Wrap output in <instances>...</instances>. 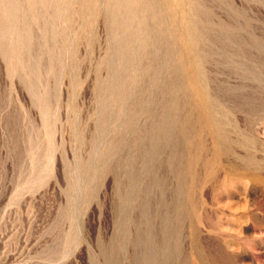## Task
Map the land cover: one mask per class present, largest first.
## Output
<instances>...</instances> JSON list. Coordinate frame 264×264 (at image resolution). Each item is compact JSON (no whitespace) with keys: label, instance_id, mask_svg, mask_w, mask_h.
<instances>
[{"label":"rangeland","instance_id":"374dc122","mask_svg":"<svg viewBox=\"0 0 264 264\" xmlns=\"http://www.w3.org/2000/svg\"><path fill=\"white\" fill-rule=\"evenodd\" d=\"M127 1L0 0V264H264V0H186L229 151Z\"/></svg>","mask_w":264,"mask_h":264},{"label":"bare ground","instance_id":"6f19581e","mask_svg":"<svg viewBox=\"0 0 264 264\" xmlns=\"http://www.w3.org/2000/svg\"><path fill=\"white\" fill-rule=\"evenodd\" d=\"M164 2L166 13L174 17L179 27L178 34L183 43L181 68L186 77V89L197 111V119L214 135L219 149L229 151L231 150L230 136L226 129H220L217 125L218 119L214 115L216 105L208 91L205 73L199 65L201 52L197 27L193 16L189 14L192 7L187 9L186 0H164ZM130 3L128 0L127 4L131 5ZM180 10L182 13L179 12ZM132 18L130 15L129 20ZM247 156V160L252 159V153H248Z\"/></svg>","mask_w":264,"mask_h":264}]
</instances>
